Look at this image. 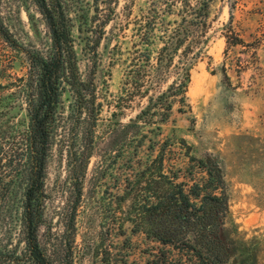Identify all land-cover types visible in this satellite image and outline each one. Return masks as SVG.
Instances as JSON below:
<instances>
[{
    "label": "rangeland",
    "instance_id": "1",
    "mask_svg": "<svg viewBox=\"0 0 264 264\" xmlns=\"http://www.w3.org/2000/svg\"><path fill=\"white\" fill-rule=\"evenodd\" d=\"M61 2L82 74L94 78L103 102L88 167L73 169L81 160L79 136L72 153L61 152L58 140L47 168L48 221L56 235L74 237L75 264H147L152 258L161 244L144 230L157 221L148 210L156 201V158L163 147L166 169L178 172L188 188L203 176L197 158L219 161L230 196L223 237L233 255L227 264H264V0L212 1L210 40L194 61L186 104H174L161 133L158 119L127 126L146 98L121 103L132 27L149 0ZM1 11L24 48H48L50 33L35 0H1ZM117 42L123 55L116 59ZM26 64L25 53L18 54L14 71L22 74ZM62 100L71 114L72 92ZM13 197L21 202V190Z\"/></svg>",
    "mask_w": 264,
    "mask_h": 264
},
{
    "label": "trees",
    "instance_id": "2",
    "mask_svg": "<svg viewBox=\"0 0 264 264\" xmlns=\"http://www.w3.org/2000/svg\"><path fill=\"white\" fill-rule=\"evenodd\" d=\"M212 1L149 0L135 19L121 103L139 97L147 104L129 128L158 119L161 133L174 104H186L191 69L210 40ZM35 2L50 33L46 50L19 43L4 20L0 0V264H75L74 237L56 235L48 221L47 168L57 141L62 142L61 152L72 153L79 136L82 142L75 152L81 160L73 169L88 167L103 102L94 78L82 74L72 22L61 0ZM241 42L236 38L235 43ZM22 52L27 64L19 74L14 62ZM114 54L116 59L123 55L119 42ZM66 91L74 95L69 115L63 110ZM165 154L163 147L156 158V201L148 210L157 221L144 230L161 246L147 264H227L233 245L223 237L230 196L221 164L211 157L197 158L195 168L203 176L188 188L178 172L166 169ZM19 190L21 202L13 197ZM76 211L74 207L73 227Z\"/></svg>",
    "mask_w": 264,
    "mask_h": 264
}]
</instances>
